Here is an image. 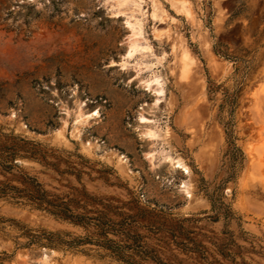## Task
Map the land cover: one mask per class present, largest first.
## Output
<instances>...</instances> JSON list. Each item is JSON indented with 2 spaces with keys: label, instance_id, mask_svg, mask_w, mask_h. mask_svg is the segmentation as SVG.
Masks as SVG:
<instances>
[{
  "label": "rangeland",
  "instance_id": "rangeland-1",
  "mask_svg": "<svg viewBox=\"0 0 264 264\" xmlns=\"http://www.w3.org/2000/svg\"><path fill=\"white\" fill-rule=\"evenodd\" d=\"M4 135L51 193L165 215L169 264H264V0H0ZM48 231L86 234L0 196V264H125Z\"/></svg>",
  "mask_w": 264,
  "mask_h": 264
},
{
  "label": "trees",
  "instance_id": "trees-1",
  "mask_svg": "<svg viewBox=\"0 0 264 264\" xmlns=\"http://www.w3.org/2000/svg\"><path fill=\"white\" fill-rule=\"evenodd\" d=\"M7 138H11L14 141L12 143L18 146L7 144L5 139L0 141V196L24 198L59 218L83 226L86 230L83 236H69V233L52 231L33 234L29 243L38 242L49 247H72L90 243L108 250L125 264H169L149 248L144 239L145 235L139 231L144 228L154 233L161 232L163 227L159 219L166 220L165 215L142 207L129 211L123 209L122 205L110 202L102 203V208H87L78 204L81 199L89 203H97V199L85 190L80 193V197L72 195L67 199L51 193L15 161L17 155L24 156L20 154V150H25V146L32 142L18 135H9ZM170 234L177 236L172 229ZM66 235L70 238H65Z\"/></svg>",
  "mask_w": 264,
  "mask_h": 264
},
{
  "label": "bare ground",
  "instance_id": "bare-ground-1",
  "mask_svg": "<svg viewBox=\"0 0 264 264\" xmlns=\"http://www.w3.org/2000/svg\"><path fill=\"white\" fill-rule=\"evenodd\" d=\"M117 1H119V0H117ZM122 1V0H121ZM133 1V0H132ZM136 1V0H135ZM126 2H128V1H126ZM123 3H125L124 1H123ZM134 3V2H133ZM132 3V4H133ZM139 4V3H138ZM126 5H128V3H126ZM119 6H121V4L119 5ZM123 6V5H122ZM135 7H136V5H134ZM117 7V6H116ZM126 7V6H125ZM129 7V6H128ZM137 8V7H136ZM127 9V8H126ZM138 9H140V8H138ZM130 10V9H129ZM132 10H133V8H132ZM117 11H119V10H117ZM128 11V10H127ZM127 11H125V12H127ZM141 11V10H140ZM120 12V11H119ZM123 13H124V11H122ZM134 12V11H133ZM137 12V11H136ZM139 12V11H138ZM118 13V12H117ZM122 14V13H121ZM142 14V13H141ZM129 15V14H128ZM131 15V14H130ZM142 16V15H141ZM131 17V16H130ZM137 17V16H136ZM132 18V17H131ZM134 18V17H133ZM139 19V18H138ZM129 21V20H128ZM134 22H135V20H134ZM136 24V23H135ZM131 25V24H130ZM129 25V26H130ZM143 27V26H142ZM132 29V28H131ZM136 29H138V28H136ZM135 34V33H134ZM136 35V34H135ZM137 35H139V34H137ZM136 35V36H137ZM134 40V39H133ZM137 42H138V40H137ZM141 42H142V39H141ZM132 43V42H131ZM135 44H136V41H135ZM131 45V44H130ZM144 45V44H143ZM135 47H136V45H134ZM138 46V45H137ZM133 47V46H132ZM140 47V46H139ZM130 48H131V46H130ZM135 48L133 47V50H134ZM138 49V48H137ZM132 50V51H133ZM136 51V50H135ZM138 51V50H137ZM140 51V50H139ZM129 53H130V51H129ZM132 54V53H131ZM155 77V76H154ZM157 77V76H156ZM155 79V78H154ZM157 80V79H156ZM159 81V80H158ZM145 83V82H144ZM148 83V82H147ZM157 84V83H156ZM147 88V87H146ZM163 89V88H162ZM158 90V89H157ZM156 90V91H157ZM164 93V92H163ZM159 100V99H158ZM80 116V115H79ZM80 117H82V116H80ZM142 117V116H141ZM82 119V118H81ZM144 120V119H143ZM147 121V120H146ZM152 128V127H151ZM155 128V127H154ZM150 130V129H149ZM155 130V129H154ZM151 131V130H150ZM146 132V131H145ZM153 132H155V131H153ZM154 135V134H153ZM153 137V136H152ZM149 138H151V137H149ZM154 156V155H153ZM157 157V156H156ZM167 157V156H166ZM169 159V158H168ZM152 162V161H151ZM170 162H171V159H170ZM183 163V162H182ZM186 164V163H185ZM179 165V164H178ZM187 169V168H186ZM185 170V169H184ZM188 172V171H187ZM190 185V184H189ZM191 186V185H190ZM186 192H187V190H186ZM189 195V194H188ZM46 255V254H45ZM44 257V256H43ZM42 257V258H43ZM48 259V258H47ZM44 260V259H43ZM46 261V260H45Z\"/></svg>",
  "mask_w": 264,
  "mask_h": 264
}]
</instances>
